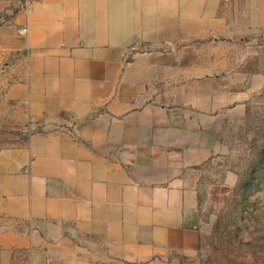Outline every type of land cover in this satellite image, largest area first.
Wrapping results in <instances>:
<instances>
[{
  "label": "crops",
  "instance_id": "obj_1",
  "mask_svg": "<svg viewBox=\"0 0 264 264\" xmlns=\"http://www.w3.org/2000/svg\"><path fill=\"white\" fill-rule=\"evenodd\" d=\"M220 3L0 0L2 97L54 127L0 151V264L193 263L185 174L224 115L186 58L227 35Z\"/></svg>",
  "mask_w": 264,
  "mask_h": 264
},
{
  "label": "rangeland",
  "instance_id": "obj_2",
  "mask_svg": "<svg viewBox=\"0 0 264 264\" xmlns=\"http://www.w3.org/2000/svg\"><path fill=\"white\" fill-rule=\"evenodd\" d=\"M218 16L227 35L186 58L196 62L197 76L220 77L197 87V108L210 95L212 114L224 115L213 129L211 158L185 174L197 196L192 264H264V0H221ZM2 93L0 83V151L54 129L44 120L29 124Z\"/></svg>",
  "mask_w": 264,
  "mask_h": 264
}]
</instances>
